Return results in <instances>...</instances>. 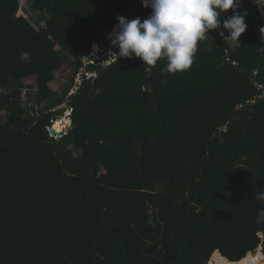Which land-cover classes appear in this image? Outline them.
Here are the masks:
<instances>
[{"label":"trees","instance_id":"obj_1","mask_svg":"<svg viewBox=\"0 0 264 264\" xmlns=\"http://www.w3.org/2000/svg\"><path fill=\"white\" fill-rule=\"evenodd\" d=\"M26 2L43 27L16 16L18 0H0V264H209L214 253L235 264L264 254V15L254 0L238 9L248 25L240 47L210 30L176 73L162 72L163 60L110 62L106 51L83 63L117 16L150 15L142 0ZM64 58L73 76L60 96L48 84ZM65 110L70 126L51 137Z\"/></svg>","mask_w":264,"mask_h":264},{"label":"clouds","instance_id":"obj_2","mask_svg":"<svg viewBox=\"0 0 264 264\" xmlns=\"http://www.w3.org/2000/svg\"><path fill=\"white\" fill-rule=\"evenodd\" d=\"M254 2L264 15V0L260 3L256 0ZM142 6L151 9L150 15L143 21L139 17L131 20L123 16L116 17L118 23L108 36L111 46L109 54L107 55L106 51L103 55L104 58L111 57L113 60L110 62L118 57L140 58L143 65L155 66L157 61L163 60L166 64L161 71L176 73L191 67L198 43L207 39L210 30L223 28L228 32L227 36L224 31L219 32L224 42H228L231 48H238L241 46L239 38L248 28L245 22L247 12L241 14L238 11L241 0H142ZM229 10L233 14L221 20L222 14ZM260 31L261 41H264V28ZM92 48L93 54L99 50L96 44H93ZM111 48H116V53L112 52ZM104 51L100 52L99 56ZM258 52L264 54V45L258 47ZM28 58L29 53H21L22 61ZM76 89L77 87L74 88ZM68 116L70 114L61 117L66 122L69 121ZM56 121L51 124L50 130ZM50 136L55 137L51 134ZM256 199L264 201V192L257 193ZM256 221L264 223V210L259 211ZM259 259V256L246 258L244 264H257Z\"/></svg>","mask_w":264,"mask_h":264},{"label":"rangeland","instance_id":"obj_3","mask_svg":"<svg viewBox=\"0 0 264 264\" xmlns=\"http://www.w3.org/2000/svg\"><path fill=\"white\" fill-rule=\"evenodd\" d=\"M16 16H20V17H23L25 18L26 20H28L35 28H40V27H43V22L41 21L40 17L38 14H36L35 12H33L32 10H30L29 8V4L26 2V0H18V9H17V12H16ZM108 36L109 34L107 35L106 37V43L105 45H98L99 46V50L95 52V54H93V48H92V45H91V48H90V52L89 54L83 59V63L84 65L89 61V62H93L94 60H98V56L100 54V52H103L104 50L107 51V55L109 54V48L111 47L110 46V42L108 40ZM96 44V43H94ZM58 50V48H56ZM118 49V48H117ZM112 52L116 53L115 50L116 48H111ZM119 50V49H118ZM66 58V56H65ZM65 58L62 60V62H60L58 64V68H57V71L55 73V76H54V80L48 84V87L53 90L54 92H56L58 95H62L64 94V92L66 91L71 79H72V76H73V72H72V68H71V62L69 59H66ZM80 75H76L75 76V80H74V83L78 86L80 85ZM25 84L26 85H29V86H35V79L33 78H27L25 79ZM34 90V88H32ZM72 91H69L68 92V95L71 94ZM65 106L61 105L59 106L57 109H54L53 111H60L62 108H64ZM27 108L33 113L35 111V106L33 104H29L27 106ZM70 114L69 111H66L65 110V113L62 112V115H68ZM4 117V112H0V121H2ZM69 118V116H68ZM60 121V120H58ZM64 121V119H63ZM60 121L57 123V126L58 128H60V130L62 131H65L67 129V126L65 124V121ZM63 126V127H62ZM54 128H55V124H54ZM62 128V129H61ZM258 251L260 253L261 250L258 249ZM251 255V254H250ZM208 264V263H207ZM261 264H264V262H262Z\"/></svg>","mask_w":264,"mask_h":264},{"label":"bare ground","instance_id":"obj_4","mask_svg":"<svg viewBox=\"0 0 264 264\" xmlns=\"http://www.w3.org/2000/svg\"><path fill=\"white\" fill-rule=\"evenodd\" d=\"M63 121V120H60ZM60 121H56L55 123V130H58L59 132L61 131L60 128H58L57 123ZM259 256L260 259L257 261V264H261L262 262H264V254L260 253L258 250L256 251V253L254 255H250L248 254L244 259H242L241 261L235 263V264H244V261L246 258H252V257H256ZM209 264H226L225 261L222 259V257L218 254V253H214L213 257L211 259V262Z\"/></svg>","mask_w":264,"mask_h":264},{"label":"water","instance_id":"obj_5","mask_svg":"<svg viewBox=\"0 0 264 264\" xmlns=\"http://www.w3.org/2000/svg\"><path fill=\"white\" fill-rule=\"evenodd\" d=\"M62 119H63V117H60L57 120H62ZM65 124L68 125V126H70V122L69 121H66ZM50 134L53 135V136H55V137H58V138L62 137V135H63L62 132H59L58 130H55L54 127L51 128ZM249 254H251V253H249Z\"/></svg>","mask_w":264,"mask_h":264}]
</instances>
